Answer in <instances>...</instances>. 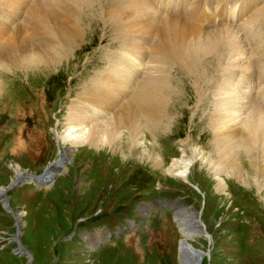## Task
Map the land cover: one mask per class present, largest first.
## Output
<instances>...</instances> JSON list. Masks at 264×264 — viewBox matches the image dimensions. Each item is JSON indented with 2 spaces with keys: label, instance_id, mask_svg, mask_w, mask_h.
<instances>
[{
  "label": "rangeland",
  "instance_id": "1",
  "mask_svg": "<svg viewBox=\"0 0 264 264\" xmlns=\"http://www.w3.org/2000/svg\"><path fill=\"white\" fill-rule=\"evenodd\" d=\"M252 1L245 12L247 19L264 10V0ZM2 4L5 6L0 0ZM95 4L93 12L83 8L85 17L92 22L86 20L87 25H82H86L88 32H84L82 47H76L77 42L69 50L70 56L61 59L56 67L26 71L0 66V192L6 191L3 197L0 195V264H180V235L174 220V212L180 208L190 212L194 220L199 214L196 222L203 225L199 232L201 239L189 242L205 254L199 264H264V175L261 176L264 167L258 165L260 154L250 162V156L240 152L236 160L240 179L233 175L235 166L233 170L215 174L205 165L206 160H212L210 166L217 168V136L211 118L215 88L225 73L221 67H206L211 80L202 89V99L190 76L175 67L169 70L168 81L174 93L172 101L167 103L168 123L158 130L140 133L138 145L131 142L126 130L120 129L115 145L91 146L86 136L90 125L77 129L76 134H82L83 140L86 137L84 143L63 144L62 133H66L73 118L71 107L83 100V89H90L92 82L109 66V59L115 58V53L118 57L111 45L117 44L120 25L101 19L108 10L104 7L102 11ZM28 5L16 18L11 17L9 23L13 28L20 27ZM243 18L232 11L226 23L239 26L247 21ZM8 30H0V48L3 46V52V48L15 47L13 52L19 54V38L13 41L15 31ZM22 30L33 35L29 28ZM20 34L22 38L23 33ZM135 36L128 34V44ZM147 37L145 45L148 44L149 53L156 40ZM148 57L142 59L141 69L132 67L138 74L133 78V86L129 84L130 93L122 98L111 94L112 99L123 104V100L133 96L135 86L147 74ZM159 64L160 60L154 65L157 75ZM115 70L110 67L111 74ZM162 72L166 73V67ZM257 75L249 83L238 77L233 84L245 90L253 102L256 100L255 103L264 106L258 100L264 91H258L261 82ZM109 86L108 83L106 87ZM108 89L118 91L117 86ZM80 102L89 104L85 114L105 107V103L96 108V103ZM98 112L100 115L92 118L93 125L115 115L112 109ZM247 112L242 113V119ZM63 151L65 156L60 159ZM183 156L188 161L197 156V160L187 170L185 179L170 177L167 169ZM155 158H158L157 166ZM15 165L24 171L22 178L39 176L44 170L45 173L32 180L20 179V185L8 190L15 181V174L8 166ZM219 180L226 186L221 193L216 190ZM5 200L10 203L12 214L4 207ZM16 214L19 220L15 219Z\"/></svg>",
  "mask_w": 264,
  "mask_h": 264
},
{
  "label": "bare ground",
  "instance_id": "2",
  "mask_svg": "<svg viewBox=\"0 0 264 264\" xmlns=\"http://www.w3.org/2000/svg\"><path fill=\"white\" fill-rule=\"evenodd\" d=\"M2 1L5 6L3 4L0 6L3 15V17L2 15L0 16V30L8 28L10 32L15 31V35H12V40L14 41L19 38L17 44L20 47V50L18 49L20 53H14L13 51H16V48H10L11 46L3 48L2 52V46L0 48V66L11 67L15 70L22 69L29 71L49 66L56 67L61 59L70 56L71 52L69 50L74 48L77 42L79 46L76 45V47H82L81 43H83L84 32L87 31V24L85 22L89 20L85 17L86 12L83 13V8L87 12H93L92 8L95 2L98 9L102 11L108 10L107 15L101 19H105V22L107 21L106 19L113 20L114 25H120L118 39H116L117 44L111 45V48L117 50L118 57L115 53V58L109 59V66L108 63L107 65L105 64L108 67L104 68L105 70L101 72V76L98 75L100 79L98 77L97 80L92 82V85L90 84L91 82H88L91 87L87 90L83 89L81 95L83 100L80 99V101L86 103L87 101L93 104L96 103V108L98 106L101 107L105 103L104 110L96 111L92 109L89 110V114H85L84 110H87L86 106L88 107L89 104L85 106L84 103L82 104L80 101L78 103L77 101L74 104L75 106L71 107L70 115L72 114V121L67 124L66 133L63 131L61 136L63 144L76 146L84 143L86 137L83 140L82 134H76V132L78 128L82 129V126L87 127L90 125L87 129L88 135L86 136L88 144L91 146L115 145V139L120 129L126 130L131 142H135V145H138V142L141 140L139 138L140 133L158 130L160 126L163 128L168 123V117L170 116H168L167 112V103L172 101V93H174L172 91L173 85L168 81L169 70L175 67L183 71L184 75L190 76L196 87V92H198V95L202 99V89L211 80V74H209L210 72L208 73L206 67L215 69L219 66L225 73L224 77L219 80V84L216 85L218 87L215 88L216 102L214 104V114L211 118V125L215 128L217 136L215 144V150L218 152L215 159L217 168L210 166L212 160H206L209 165H205L209 171L215 174L224 173L227 169H232L235 166L234 170L232 169L236 171L233 175L240 179L242 175H240V168L236 169V160L241 152L250 156V162L258 156L257 154H260L258 165L264 167V106L255 103L256 100L253 102L245 90L243 91L233 84L238 77L241 79L244 77L245 80L247 79V83H249L250 79L258 73L257 76L260 77L258 79L261 82V87L258 88V91H264V10H258L244 24L239 26L232 27L226 23L228 20H224L221 23L222 25H212L213 27H210V24H213L214 21L208 20L203 27L198 25L200 23L193 22V13H190L186 17L187 19L179 18V16H174L173 14H166L159 11L151 0ZM243 1L248 3L247 0ZM26 5L29 7L27 8L23 22L20 27L13 28L12 24L9 23L11 17L14 16L16 18L17 14L20 11L22 12L23 8H26ZM249 9L247 7L246 11ZM242 10H245V8L243 7ZM6 13L10 14L4 16ZM101 19L99 23H102L103 20L101 21ZM89 21L92 22V19ZM84 23L86 25L82 26ZM89 23L88 25H90ZM137 23L142 25H137ZM108 24L111 25V23ZM216 24L218 23H214V25ZM109 27L106 26V28ZM28 28L29 31L33 30V35L32 32L27 34L22 30L26 31ZM21 32L23 33L22 38L20 37ZM130 33H134L136 36L131 40L132 43L128 44L127 36ZM147 35L155 38L156 45L149 51L157 55H147L151 53L146 51L148 48V44L145 45L148 38ZM115 36L117 37L116 34ZM254 45H258L257 49H254ZM108 55H110L109 52ZM146 56H149L150 66L145 69L147 71L146 76L135 86L136 90L133 96L127 100H123V104L116 102V98L112 99L111 94H117L122 98L130 93L131 85L134 81L133 78L138 74L137 71H133L132 67H140L141 69V61ZM105 59L103 63L107 62ZM205 59L209 60L205 61ZM159 60L160 64L157 70L160 74L157 75L154 65ZM110 67L116 68V74L114 73L116 77L110 73ZM165 67L166 73H163L162 70L165 71ZM95 73L97 75L98 72ZM116 79L126 82L121 84ZM174 79L175 83L176 79ZM108 83L111 86L106 87ZM130 83L131 85H129ZM115 86L118 87L117 93L110 92L108 88L114 89ZM258 100L264 102V96ZM111 109L112 111L115 110V115L110 120H105L101 124H91L92 118L95 115H100L101 112L99 113L98 111L107 112L111 111ZM246 111H248L247 115H244L245 118L242 119L241 115ZM65 151L62 152L60 159L64 158ZM196 155L199 156V153ZM195 157L197 158V156ZM148 158L151 159L152 157L148 155ZM196 158L188 161L183 156L179 160L174 161L167 169L168 175L173 178L185 179L187 170L197 160ZM155 159V166H157L158 158ZM8 168L12 169L15 174L13 177L15 181L8 188V190H12L14 187L20 185L19 179H24L21 176H25V174L19 165L8 166ZM263 175L264 170L261 176ZM16 180L17 183H15ZM42 180L44 181L45 179ZM42 180L39 181L43 182ZM14 184L15 186L13 187ZM225 187L220 180L217 181L216 190H219L221 193ZM5 192V189L0 192L1 197L4 196ZM9 204L7 200L4 201L6 209L10 208ZM10 209L8 211L12 214ZM189 213L187 210H182L181 208L174 212V220L180 235L179 261L180 264H199L205 254L193 248L189 242L201 239L199 232L202 230L203 225L196 222L198 219L197 214L196 220H194L193 216ZM19 218L20 216L16 214L15 219L19 220ZM16 220L15 224L17 223Z\"/></svg>",
  "mask_w": 264,
  "mask_h": 264
},
{
  "label": "water",
  "instance_id": "3",
  "mask_svg": "<svg viewBox=\"0 0 264 264\" xmlns=\"http://www.w3.org/2000/svg\"><path fill=\"white\" fill-rule=\"evenodd\" d=\"M45 173V170L43 171V173L42 174H40L39 176H27V177H25L24 179H36V178H39L40 176H42L43 174ZM20 180V179H19ZM15 186V184L13 185V187ZM198 217H199V214H198ZM16 229H17V236H19V233H18V228H17V226H16Z\"/></svg>",
  "mask_w": 264,
  "mask_h": 264
}]
</instances>
